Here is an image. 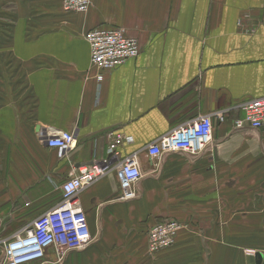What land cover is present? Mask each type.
<instances>
[{"label":"crops","instance_id":"crops-1","mask_svg":"<svg viewBox=\"0 0 264 264\" xmlns=\"http://www.w3.org/2000/svg\"><path fill=\"white\" fill-rule=\"evenodd\" d=\"M61 5L0 0V238L51 210L72 171L107 157L112 131L132 139L120 152L138 159L139 196L118 200L110 157L76 197L93 244L61 261L49 247L28 264H146L152 217L187 222L158 264H257L264 131L235 121L242 103L264 96V0H91L80 13ZM99 26L135 37L139 54L99 74L83 37ZM216 111L224 120L212 118L199 156L148 154L174 126ZM58 131L73 133V149L47 144Z\"/></svg>","mask_w":264,"mask_h":264},{"label":"built area","instance_id":"built-area-1","mask_svg":"<svg viewBox=\"0 0 264 264\" xmlns=\"http://www.w3.org/2000/svg\"><path fill=\"white\" fill-rule=\"evenodd\" d=\"M91 0H62V9L85 12ZM89 47V63L99 74L117 67L139 54L135 37L126 35L119 27H93L83 35ZM242 117L236 127L247 126L264 131V96L245 101L240 106ZM224 120V112L216 111L188 119L171 128L148 145V154L158 160L167 152L197 157L211 142L213 121ZM107 157L78 167L59 185L60 199L49 211L22 226L10 237L0 238V264H28L41 260L49 247H54L59 261L70 251H83L93 244L95 237L87 226L85 213L77 200V193L103 177L110 168V157L117 167L120 183L118 200L127 201L139 196L137 184L141 178L135 154L123 155L120 146L132 139L110 131L107 133ZM51 147L66 151L75 146L72 132L58 131L46 138ZM264 203V196H263ZM0 218V226H1ZM187 226V225H186ZM185 224L168 218L151 225L147 230V249L154 253L172 245Z\"/></svg>","mask_w":264,"mask_h":264},{"label":"rangeland","instance_id":"rangeland-1","mask_svg":"<svg viewBox=\"0 0 264 264\" xmlns=\"http://www.w3.org/2000/svg\"><path fill=\"white\" fill-rule=\"evenodd\" d=\"M79 13H80V12H79ZM167 218H168V217H166L165 219H167ZM159 219H161V218H158V217L153 218V217H152V219H150V220L147 222V225H148V226H151V225L154 224V222H155L156 220H159ZM162 219H163V218H162ZM147 220H148V219H147ZM179 221L183 222V223L185 224V227L182 228V229L178 232V234L176 235V239L178 238L179 234H180L182 231H185V230H186V225H187V222H186V221H184V220H179ZM148 223H149V224H148ZM151 223H152V224H151ZM259 238H263V242H264V235H263V233H259ZM146 239H147V232H146V236H145V240H146ZM176 239H175V241H174V243H173L172 245H170V246H168V247H166V248H163V249H161V250H159V251H156V252H154V253L149 252L148 249H147V245H146V247H145V258L148 257L147 260H146V264H158L157 262L160 261V258L156 259V258H155L156 255H157V256L170 255V254H171L170 249H171V247L175 244ZM145 242H146V241H145ZM259 242H260V241H259ZM183 250H185V249H183ZM263 252H264V244L262 245V247H259V248L257 249V251H255V253H256V255H257V258H258V259H257V264H264ZM150 258H151V259H150Z\"/></svg>","mask_w":264,"mask_h":264}]
</instances>
